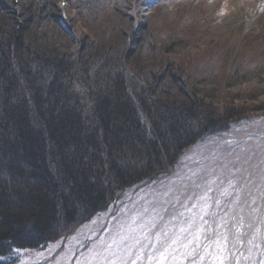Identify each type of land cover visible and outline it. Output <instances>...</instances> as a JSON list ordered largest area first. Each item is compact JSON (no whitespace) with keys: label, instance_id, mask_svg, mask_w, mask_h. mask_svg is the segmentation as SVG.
Here are the masks:
<instances>
[{"label":"rangeland","instance_id":"obj_1","mask_svg":"<svg viewBox=\"0 0 264 264\" xmlns=\"http://www.w3.org/2000/svg\"><path fill=\"white\" fill-rule=\"evenodd\" d=\"M0 1V49L83 59L93 75L149 71L216 116L173 168L145 170L73 229L0 251V264H264V0Z\"/></svg>","mask_w":264,"mask_h":264},{"label":"trees","instance_id":"obj_2","mask_svg":"<svg viewBox=\"0 0 264 264\" xmlns=\"http://www.w3.org/2000/svg\"><path fill=\"white\" fill-rule=\"evenodd\" d=\"M8 43L7 51L0 49L2 252L67 232L115 202L145 170L173 168L175 154L216 117L211 108L187 102L183 91L169 92L166 83L157 88V76L149 71L125 77L116 71L129 70L118 65L93 75L79 69L82 61L84 68L89 63L83 59L80 65L37 59L24 55L28 48L22 43L13 52ZM64 80L84 86L88 96L76 95ZM151 89L172 93V99L160 101ZM178 97L183 101L177 105Z\"/></svg>","mask_w":264,"mask_h":264}]
</instances>
